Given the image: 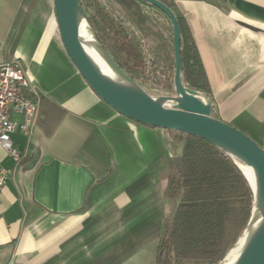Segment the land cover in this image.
<instances>
[{"label": "crops", "instance_id": "obj_1", "mask_svg": "<svg viewBox=\"0 0 264 264\" xmlns=\"http://www.w3.org/2000/svg\"><path fill=\"white\" fill-rule=\"evenodd\" d=\"M23 1L0 0V64L18 60L39 108L31 133L12 134L25 161L0 148V167L14 169L0 190V264H156L162 229L127 251L120 241L155 211L169 212L165 190L179 152L163 128L119 113L91 88L64 47L53 0H36L13 45ZM176 4L220 119L264 148V0Z\"/></svg>", "mask_w": 264, "mask_h": 264}, {"label": "trees", "instance_id": "obj_2", "mask_svg": "<svg viewBox=\"0 0 264 264\" xmlns=\"http://www.w3.org/2000/svg\"><path fill=\"white\" fill-rule=\"evenodd\" d=\"M160 1L178 18L184 85L209 101L212 115L220 118L186 18L179 12L176 0ZM35 3L36 0L23 1L11 32L13 45ZM79 3L98 40L123 70L150 95L175 94L174 34L166 12L143 0ZM159 46L164 55L158 52ZM164 135L169 148L179 152L172 159L165 190L169 212L159 209L135 224L122 236V249L127 251L162 229L156 264H218L248 224L254 200L252 188L236 160L207 139L178 129H164ZM146 179L147 175L136 182Z\"/></svg>", "mask_w": 264, "mask_h": 264}, {"label": "water", "instance_id": "obj_3", "mask_svg": "<svg viewBox=\"0 0 264 264\" xmlns=\"http://www.w3.org/2000/svg\"><path fill=\"white\" fill-rule=\"evenodd\" d=\"M53 1L57 25L68 55L104 101L119 113L140 123L183 130L205 138L233 158H243L251 166L255 182L243 172L254 193V200L250 219L242 234L253 225L234 264H264V148L238 127L214 117L211 103L203 100L198 91L184 85L181 29L174 10L160 0H143L156 5L171 18L175 47V94L150 95L100 43L79 0ZM83 21L90 26L95 42L110 63L114 75L105 72L86 50L80 33Z\"/></svg>", "mask_w": 264, "mask_h": 264}, {"label": "built area", "instance_id": "obj_4", "mask_svg": "<svg viewBox=\"0 0 264 264\" xmlns=\"http://www.w3.org/2000/svg\"><path fill=\"white\" fill-rule=\"evenodd\" d=\"M39 108V99L18 60L0 64V148L18 164L25 156L14 143L12 134L21 129L31 133ZM23 116L21 122L12 115ZM14 169L0 167V190L5 186Z\"/></svg>", "mask_w": 264, "mask_h": 264}, {"label": "bare ground", "instance_id": "obj_5", "mask_svg": "<svg viewBox=\"0 0 264 264\" xmlns=\"http://www.w3.org/2000/svg\"><path fill=\"white\" fill-rule=\"evenodd\" d=\"M80 33L82 37V41L86 47V50L93 58V60L107 73L114 75V70L112 69L110 63L108 62L107 58L99 49L98 45L95 42L94 35L92 30L88 24L83 21L80 26ZM238 165L246 172V174L250 177V179L255 182L254 174L251 166L244 160L243 158H236L234 157ZM253 223L251 226L245 231L244 234L237 240L235 245L226 253L224 258L219 262V264H234L239 257L246 240L248 238L249 232L251 230Z\"/></svg>", "mask_w": 264, "mask_h": 264}, {"label": "rangeland", "instance_id": "obj_6", "mask_svg": "<svg viewBox=\"0 0 264 264\" xmlns=\"http://www.w3.org/2000/svg\"><path fill=\"white\" fill-rule=\"evenodd\" d=\"M158 52L161 54V55H164V50L161 46L158 47ZM229 123V122H228ZM180 264H196L195 262L193 261H184V262H181Z\"/></svg>", "mask_w": 264, "mask_h": 264}]
</instances>
